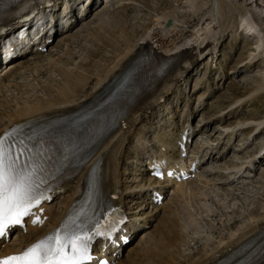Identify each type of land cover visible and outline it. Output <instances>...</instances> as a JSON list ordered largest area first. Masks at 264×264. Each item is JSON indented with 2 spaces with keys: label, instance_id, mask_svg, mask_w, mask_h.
Segmentation results:
<instances>
[{
  "label": "bare ground",
  "instance_id": "obj_1",
  "mask_svg": "<svg viewBox=\"0 0 264 264\" xmlns=\"http://www.w3.org/2000/svg\"><path fill=\"white\" fill-rule=\"evenodd\" d=\"M51 1L52 0H47L46 2ZM91 1L92 0H89L88 2L90 3ZM228 2V0H210L206 7L197 6L195 8L196 11L201 12L202 8H205V10L201 13L198 22L200 23L204 20V23L205 21H208L205 27L207 29L205 30L204 28H201V30H205L202 33L201 30L199 31L193 28L196 31L192 34L189 41H186L185 43L181 41L177 42L175 39H171V41H169V38L166 37V34H161L162 36L159 35L160 32L164 31H166V33L172 32L174 28L173 23H171L169 27L165 28H162V25L165 24L166 21L170 20V18H172L173 16V12L176 11L170 13L165 12L164 14H162V21L161 19L158 20L156 25L154 26L157 27V30L150 29V31L149 28L146 27L144 28L140 37L134 36V38H132L130 41H127L128 39L125 41L124 38V41L120 46H116V42L122 40L123 31L120 37L117 38L119 40L116 39L114 42L111 41V39L113 38L109 39L111 42H107L105 37L106 35L113 37V32L118 29V23L121 21L114 18V24L110 27L104 28V26L109 25L106 24L107 22H105L104 20V22H102L103 26L99 29L100 31L98 30L88 33L89 36H92L95 41L100 43V45H98L99 47L97 46L98 49L95 50L94 53H90L91 57H93V60H90V58L89 62H85L83 64V67L82 65H79V71L78 69L76 71H69L67 69V62H69L68 59L65 62H60L58 60L61 65H58L56 61H52V68L55 72H57V76H59L60 79V83H58L57 85L54 84L52 92L47 91V93H45L40 98L35 97V99H32L31 97L24 102L17 101L20 102L18 103L19 106H16L18 107L17 111H13L11 113H0V116H2L1 121H4V124L0 126V138H3L5 133L9 129H17L22 126L30 127L28 132L31 136L37 135L40 131L45 130V127L39 124L41 122V119L50 117H54L55 120L51 125L47 126L54 127L61 134H66L64 128L66 126L70 127L71 125V121L67 118V115H70L77 109L86 106L90 102L100 100L103 95L108 93L109 90L112 91L113 89H117L118 86L116 84L122 82V80L127 77L131 78L128 87L122 89L118 94L119 107L116 109V111L117 113H124L125 120L123 121V123L117 126L111 134L105 137L101 145L96 149L92 158L87 161V163L79 170L78 173L66 174L64 177H61L63 178L62 183L59 186L55 187L52 191V196H57L58 199H62V208L58 211H55L54 209H52V205H50V203H47V201L45 200L41 208L33 212L34 216H31L26 220V227L29 229L28 232L30 233L26 238H22V242L24 240V243L20 246H15L13 244V241L9 244L5 241L2 242L0 244V257L17 254L23 251L25 248L31 246L41 238L52 233L54 230L61 228L66 220L73 219L76 203L85 192L90 190L89 172L92 168H95L97 164H100L101 173L97 181L94 204L92 205L91 213L88 219L90 221L98 220V224L99 222H101V220H104L106 217H108V214L112 209L118 211L120 210L123 214V218L129 217L128 219L130 221L132 220L133 215L126 216L124 213L125 210H129V208H125L127 207V204L125 205V203L131 202L135 196H140L139 199L143 197L145 198L144 191L147 192L150 188H153L154 186H157V184H160L159 181L155 182L157 180L155 177L150 176L149 178H146L144 174V171H146L148 174L153 173V169L151 168L153 163H156L157 165H162L164 163L162 173L165 175V177L166 171L168 169H171L173 174L176 176H179L178 172L180 170L185 172L189 171L191 167L190 163L193 161V159L188 166H184V164L182 163H175L179 164L175 166V164L170 163L169 161H164V157H162V155L155 156L154 158L149 159L148 162H146L147 159H145V162H140L144 163V169L141 170L140 174L135 175L134 180L137 182H133H135L136 184L134 186H130L127 184L129 178L124 176L126 175V171H129V167H126L128 164L127 161L131 158L126 148L129 144L133 143L134 139H136L135 145L136 143H139L141 145L143 144L140 140H138V137H140L141 139H146L145 137H147V135L145 134V129L147 130V132L151 131V127L154 124L153 121L158 118V115H156V113L163 111L161 110L163 107L167 111V114L174 112L171 111L172 107H169V101L167 102V100L169 99V95L173 94L175 95V97L181 95L180 90L182 89L185 82L180 85L178 84V82L182 79V76L188 72L189 68L197 62V57L195 56L196 51V53L199 52V54H201L204 51H214V49L217 48L219 41V39H217L218 36H215V34H217V31H219V33H224L229 30L227 28H230V32H233V34H235L236 36L239 30L242 29L239 34L243 37H246V43L248 42V45H250V49H248V51L252 52H250L251 54H246L247 56L243 57L241 53H243L244 51H241V53L239 54L240 63L244 67L253 68L256 62L260 60V55L264 51L262 47L260 49V46L264 45V41L262 40V38L260 39L258 37V32L252 29V27L248 23L243 26L241 23H237L235 19L231 20V18L228 17V14L231 11H233V13L238 12V9L230 7V2ZM24 3L25 1L21 2L7 13H0V33L4 28L17 21L16 16L22 10ZM158 4L164 5L165 3L163 4L162 1ZM93 6L94 4L92 3L90 5V10L93 8ZM88 7L89 6H87L86 9H88ZM218 8L219 13L216 12V9ZM125 11L126 10H124V12ZM244 14L243 16H245ZM247 14H249V11ZM40 16L42 17V19H45V15H43V12L40 14ZM72 18V16L66 17V23L67 21L71 22ZM245 19L246 18L243 17L239 21L242 22L241 20H243L245 22ZM75 23H77V20H75ZM258 24L261 25L260 20H258ZM72 26L73 24L69 25V27L64 31L62 29V34L64 35L67 32L71 31ZM213 27L214 31L216 30V32L209 35L210 30H212L211 28ZM245 27H247V29ZM262 28L261 29L264 32V25L262 26ZM154 31H157V35H154ZM57 33L58 32H54V36L57 35ZM200 36H203V38H201ZM149 40H155L157 48L153 49ZM233 40L236 41V38H234ZM249 40L253 42L255 40L258 41L251 44L252 42ZM197 41H199L198 44L196 43ZM238 47H240V41L235 44V52L237 49H239ZM108 48L112 49L109 54L111 55V57L108 58V60H104L106 62L104 64L106 65H102L104 66L102 67L100 64V60L98 62H95L94 60L99 55L100 51H107ZM241 49L245 50V48ZM69 54L71 56L72 52L69 51ZM142 54L149 56L147 63H145L141 59ZM25 57V54L21 56H17L16 54L11 55L9 59L12 60L16 58V61L4 68V70L8 68V72H5L3 76H5L6 78L10 76L12 77L13 75L15 76L18 71L20 72L21 69L27 70V67L30 66L31 70H34V72L36 73L41 71L43 66L41 64V59H35L31 61V63H28L26 61L24 62V64L28 63V65L17 68L19 66V60L21 59L22 61ZM1 64L4 63H2V58L0 56V65ZM169 64H171L170 69V66H168ZM259 66L262 68V64H260ZM165 67H167V74L160 81V79L158 78V73L163 71ZM253 91L254 90L252 89L251 91H245L242 96H247L249 98L250 95L254 93ZM255 96H253L252 101H256V103H264L263 98H254ZM30 100L32 102H35L31 104L32 102H30ZM183 101H185L184 98ZM17 102L15 101V104H17ZM186 102L187 101H185V104ZM238 103L239 102H237V104ZM157 105L160 106L155 110V107ZM9 106L10 104H8L6 107ZM256 114L254 113L251 115H247L249 116V120L258 119V122H256L253 127L249 128V130H247V132L245 133L249 138L254 134L252 132L255 129L259 130L264 125V119L260 118L259 115L258 117ZM201 115L203 116V121L208 123L211 122L214 117V115H206L204 113H202ZM171 118L173 119V116H171ZM171 118H169V120H171ZM216 120H218V118L214 119V121ZM220 120H223V118L221 117ZM160 121L162 120L158 119L157 123H160ZM225 122L226 121L224 116V122L222 124H224ZM227 126L230 125L226 124L225 126H223V128ZM234 126L236 127V125L232 124L233 129L235 128ZM164 127L168 128L167 126ZM165 128H159V131L163 130V132H158L153 137V140H157L158 143H160L161 151L162 147L165 149L170 148V150H174V148L177 147L178 150L181 147V137L185 131H183V128L181 127V130H178V134L176 135V137L173 138V135L169 137V135L165 133ZM95 129L96 127H94L93 130ZM225 130H228V128H225ZM234 131L235 130L231 132V135L234 133ZM263 131L264 128L261 129V132L259 134L263 133ZM259 134L254 136V140L259 137ZM257 150L260 151V154H262V156H264V143L259 146ZM211 154L212 153L207 154V152L202 154L201 160L200 162H198L200 164V167H209L211 164H218L223 160V157H214L213 155L211 156ZM254 158H257V156L250 158L248 161H245V163H240V165L234 164L232 168L234 169L235 173L242 171L243 168L246 167V164L251 166ZM198 176L199 175L196 174L195 179H192L191 176L189 180H187L189 181V183H186V181L179 182L177 179L174 181L172 180L174 176L170 178L166 177L169 185L173 187L171 194L175 196V194L177 193L181 197H184L183 189L186 188V185L189 186L190 184L195 182ZM131 180H133V177L131 178ZM123 183H125V186L123 185ZM200 184L201 182L199 184L197 183L195 187H198L199 189ZM137 188L138 192H131V190H135ZM59 190L62 191L58 193ZM151 190L155 191L156 189L153 188ZM123 192H126V195L123 196ZM154 194L156 193L154 192ZM185 197H188L187 194ZM190 197L192 199V196ZM144 198L142 199V203L145 202ZM152 204L155 208L153 207L151 210L156 211L159 210L164 203L160 207L158 206V204H154V201L152 202ZM141 206V204L138 205L139 208ZM164 209L165 215H167L165 216L166 219L162 217V219L159 220L161 222H157V227L154 228L151 232H148L150 230L145 232L144 230L142 231L144 240L141 241L142 243H140V248L138 247L137 249V252H140L141 255L137 257L132 254L128 255L126 257V261L121 264H222L225 262V259L229 254L241 251L255 241L264 239V212L261 216L259 215V213H255L248 217L247 222L244 225H241V228L235 227L234 230L230 231L231 233L229 236L219 238L217 244H214V247L205 246L201 251L197 252L195 257H190L188 259L184 258L183 260L180 255V248L181 246H185V231L187 228H189V212H179L176 207H165ZM35 217H39L43 221V223L45 222V224H33L32 220ZM154 223L155 218L153 221H148V217H145L143 219L141 227H148V229H151ZM96 225L97 224H93V226L89 228V235L94 231ZM133 229H135V225L133 226ZM92 234L93 233H91V235ZM95 237H97L96 234L93 238ZM18 239H21V237H19ZM97 239H99V242L101 243L100 247H105L107 244H109V241H107L103 237H97L96 240ZM114 242L116 241L114 240ZM122 244L123 241L119 240L118 247L121 248ZM105 252L106 256L111 261V253L113 251H106L105 249ZM117 260L118 259H114L112 263L115 264ZM244 264H264V244L260 246L257 251L251 252Z\"/></svg>",
  "mask_w": 264,
  "mask_h": 264
},
{
  "label": "rangeland",
  "instance_id": "obj_2",
  "mask_svg": "<svg viewBox=\"0 0 264 264\" xmlns=\"http://www.w3.org/2000/svg\"><path fill=\"white\" fill-rule=\"evenodd\" d=\"M162 1L163 4H165L159 5L158 3ZM228 1L230 2H228L230 7L238 9V12L233 13V11H231L228 17L231 18V20L235 19L237 23H241L243 26L248 23L252 29L258 32V37L260 39L262 38L264 41V32L262 30V26L264 25V0H251L252 2L250 0ZM209 2L210 0H97V5L91 9L87 17L82 16L77 18L78 20H84L78 21L67 34L54 37L53 42L48 45L45 53L31 55L25 59V62L27 61L28 63H31V61L35 59H41V64L43 65L41 71L36 73L34 70H31L30 66L27 67V70L21 69L15 76L13 75L7 78L3 76L4 72H1L0 113L15 112L18 109V107H16L18 103L27 101V99L31 97L32 99H35V97L40 98L47 93V91L52 92L54 84L57 85L60 83L57 72L52 68V61H56L58 65H61L60 62H65L68 59L67 69L69 71H76L79 65L83 67V64L89 62L90 58V60H93L91 54L98 49L97 46L100 45V43L95 41L88 33L98 31L103 26L102 22H104V20L107 22L106 24H109L104 26V28L113 25L114 18L122 22H119L120 24L118 23V29L113 32V37L109 35L105 37L107 42H114L120 37L123 31L122 40L117 39L119 41L116 42V46H120L124 38L125 41L127 39V41H130L134 36L140 37L146 27H148L149 30L156 29L157 27L154 26L158 20L161 19L162 21V14L165 12L170 13L176 11L173 12V16L170 18L174 25L172 32L166 33V31H164L160 32L159 35L162 36L166 34L169 41L175 39L177 42L181 41L185 43L189 41L196 30L200 31L201 28L207 29L205 27L208 21L204 23V20L200 23L198 22L205 8H202L201 12L196 11L195 8L197 6L206 7ZM124 10L126 11L124 12ZM218 11L219 8L216 9L217 13H219ZM248 11L249 14H247ZM243 14L245 16H243ZM243 17L246 18L245 22L243 20L240 22L239 20ZM258 20H260L261 25L258 24ZM245 28L247 29V27ZM211 29L209 35L216 32V30L214 31V27ZM227 29H229V32L219 33V31H217V34H215V36H218L217 39H219V41L214 51H204L201 54H199V52L196 53L197 51L195 52L197 62L188 71L186 91V93L189 91V96L194 106H196L195 109L201 110V114L214 115L212 121L208 124L207 122L202 124V121H199L201 117L200 112L193 116L191 125L188 128L189 133L193 131L192 143L189 147V156L193 157L197 155L196 157L199 160L203 152L211 149L215 157L217 156L216 153L219 152L220 157L224 158L218 164L207 168H200L197 172L199 176L196 179V184L192 183L189 186L186 185V188L183 189L184 197H181L177 193L174 196L171 192H166L164 204L162 203L163 205L159 210L152 211L151 206L145 205L144 208L143 205L140 207V209H143L139 213L140 215H133L132 213H138L140 211L138 207L140 201L134 198L131 202H128V208H134L127 211L128 215H133V222H130V220L126 222L125 219L124 225L128 224V228L130 229L132 225L139 223V228L137 227L138 230L136 234L125 242L124 249L120 254V259L117 264L124 263L128 255L132 254L136 257L141 255L140 252H137L138 247L140 248V243H142L141 241L144 240L143 235L140 234L143 230L147 231L148 229L142 228V222L140 221H143L145 217H148V221H153L155 218V223L151 229H149L150 231H148L151 232L157 227L156 225L161 222L159 220L162 219V217L166 219L165 216L167 215H165L164 212L165 207H176L179 212H189V228L185 231V246H181L180 248V255L183 260L184 258L188 259L190 257H195L197 252L201 251L205 246L214 247L219 238L229 236L231 233L230 231L234 230L235 227L241 228V225L247 222L250 215L259 213L261 216L264 212V156L257 159L250 169L247 168L235 175L233 174L235 171L232 168L234 164L240 165V163L248 161L251 158L249 156L256 152L257 148L264 143V131L259 134V137L255 140L252 136L249 138L245 134L247 130H249V127H253V125L258 122V119L249 120V116L247 115L257 113V116L259 115L260 118L264 119V103L252 101L255 95L254 98L264 99V51L262 52L261 50L260 60L256 62L253 68L242 66L239 61V54L241 51H244L241 53L243 57L251 54L250 52L252 51H248L250 45H248V42L246 43V37L241 36L239 32L235 36L233 32H230V28ZM204 31L201 30L202 33ZM156 33L157 31H154V35H157ZM167 34H170L169 37ZM201 38H203V36ZM234 38H236V41L233 40ZM109 39H111V41ZM199 41L196 43L198 44ZM238 41H240V47H238L239 49L235 52L234 47ZM256 41L258 40L254 42L251 41V44ZM149 42L153 48H157L155 40H149ZM263 46H260V49L261 47L264 49ZM241 48H245V50ZM111 50L112 49L108 48L107 51H100L94 61L98 62L100 60L101 66H105L106 64L104 63L106 62L104 60H108V58L111 57V55H109ZM69 51L72 52L71 56ZM58 60L60 62H58ZM28 63L24 64V62H19L17 68L24 67L28 65ZM260 64H262V68L259 66ZM195 82L198 84L193 88ZM251 89L254 90V93H252L249 98L247 96H242L245 91H251ZM15 101L20 102L15 104ZM30 102L32 101L30 100ZM34 102L35 101L31 104ZM237 102L239 103L237 104ZM8 104H10V106L6 107ZM169 105L176 110V122L180 119L179 115L182 114L183 110L180 111L181 107H179V101L176 103V99L174 100L173 96L169 97ZM202 108L204 109L202 110ZM161 110L163 111L157 112L156 115H160L162 121L156 123L159 117L153 121L154 124L152 125L151 132L153 130L154 132L147 134L148 139H146V141H141L144 144L140 145L137 143L140 147L136 148L132 145L136 142L134 139L133 143L127 146L130 157H135L137 153H146L147 156H150L159 151V143L155 140L153 141V133H157L158 129L162 127V124L168 126L166 129L168 134L174 131V129L173 131L171 129L176 127V123L169 120L172 114L168 113L166 115L164 107ZM224 116L226 122L222 124L224 122ZM221 117L223 120H220ZM216 118H218V120L214 121ZM1 119L2 116H0V126L4 124V121H1ZM180 120L182 121L183 118ZM181 121L177 122V125L181 126ZM226 124L230 126L223 128ZM232 124L236 125L235 128L237 129L234 131L233 135H231L233 131L232 128H229L232 127ZM156 128L157 130H155ZM225 128H228V130H225ZM150 140H152L151 143ZM166 153L171 157H175V153L173 152ZM127 162L129 168H126L132 171V176L137 175L138 172L135 170L139 169L138 161H136L135 158H131ZM129 171H126V175L124 176L129 178L127 184L134 186L135 182L133 181L135 180H131V172L129 173ZM240 174H242V176L238 177ZM200 182L201 184L198 189L195 185ZM170 189L171 188H169V191ZM186 194L188 197H185ZM190 196H192V199ZM61 201L62 200L55 198L51 203L52 209L55 211L60 210L62 208ZM135 215L139 217H135ZM29 233L30 232L27 231L25 234L20 235L19 237H21V239H18L19 237L15 235L11 242L13 241L15 246H20L24 243V240L22 242V238H26ZM114 248L115 247H113V249Z\"/></svg>",
  "mask_w": 264,
  "mask_h": 264
},
{
  "label": "snow or ice",
  "instance_id": "obj_3",
  "mask_svg": "<svg viewBox=\"0 0 264 264\" xmlns=\"http://www.w3.org/2000/svg\"><path fill=\"white\" fill-rule=\"evenodd\" d=\"M30 139V137H29ZM23 139L9 143L0 138V239L25 217L34 216L33 208L44 199L43 162ZM33 224L43 223L36 217ZM76 219L66 220L61 228L41 238L23 251L0 257V264H86L91 260L92 236ZM96 235H107L99 230Z\"/></svg>",
  "mask_w": 264,
  "mask_h": 264
},
{
  "label": "water",
  "instance_id": "obj_4",
  "mask_svg": "<svg viewBox=\"0 0 264 264\" xmlns=\"http://www.w3.org/2000/svg\"><path fill=\"white\" fill-rule=\"evenodd\" d=\"M168 26L170 25V22H168V24H167Z\"/></svg>",
  "mask_w": 264,
  "mask_h": 264
}]
</instances>
